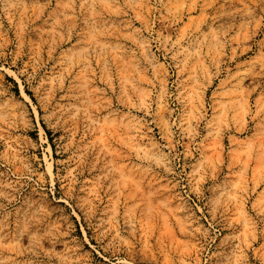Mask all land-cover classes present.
<instances>
[{"label":"rangeland","instance_id":"374dc122","mask_svg":"<svg viewBox=\"0 0 264 264\" xmlns=\"http://www.w3.org/2000/svg\"><path fill=\"white\" fill-rule=\"evenodd\" d=\"M0 264H264V0H0Z\"/></svg>","mask_w":264,"mask_h":264}]
</instances>
